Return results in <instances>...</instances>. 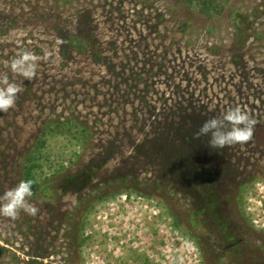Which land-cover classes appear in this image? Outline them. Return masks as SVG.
<instances>
[{
  "label": "rangeland",
  "instance_id": "obj_1",
  "mask_svg": "<svg viewBox=\"0 0 264 264\" xmlns=\"http://www.w3.org/2000/svg\"><path fill=\"white\" fill-rule=\"evenodd\" d=\"M207 3L0 0V74L23 88L0 111V195L31 161L41 184L36 216H0V264H264V0ZM24 50L31 81L8 67ZM235 106L250 142L197 137ZM197 164L222 173L215 199Z\"/></svg>",
  "mask_w": 264,
  "mask_h": 264
},
{
  "label": "clouds",
  "instance_id": "obj_2",
  "mask_svg": "<svg viewBox=\"0 0 264 264\" xmlns=\"http://www.w3.org/2000/svg\"><path fill=\"white\" fill-rule=\"evenodd\" d=\"M41 57L30 50H24L13 58L8 67L11 72L33 80L37 76ZM23 88L10 82L7 73L0 74V111L13 109ZM257 119L240 106L229 108L220 117L211 118L200 127L197 137L208 136L212 149H222L236 144L250 142L254 136ZM33 179L21 180L14 188L0 195V216L16 220L21 212L36 216L39 209L30 203L33 197Z\"/></svg>",
  "mask_w": 264,
  "mask_h": 264
},
{
  "label": "trees",
  "instance_id": "obj_3",
  "mask_svg": "<svg viewBox=\"0 0 264 264\" xmlns=\"http://www.w3.org/2000/svg\"><path fill=\"white\" fill-rule=\"evenodd\" d=\"M207 2H208V0H185V3L188 6H190L192 4H195L197 6H200V5L205 6L208 4ZM58 126L61 127V125H58ZM72 129L74 130V126L68 124V125H64L62 128H60L59 131L61 134H63V133L65 134L67 132L70 133V131ZM76 136H77V138L80 137V135H76ZM184 139H185V142H188L189 144L192 143V140L189 139V137L187 135L184 137ZM45 142H46V139L42 140V144H44ZM35 166H36V163H34L33 161L29 162L25 166V174L27 175V179H33L35 181V183L33 185V192L34 193L41 187L40 182L33 176V173H32L33 168ZM220 174H222V173H220V171L205 169L204 167H202V165L197 164L192 170L188 171L186 176H187V178L189 177L188 179L192 178L193 182H197V183L199 182L200 183L199 188L202 190L205 188V186H207L209 188L210 192L206 193L205 196H208L210 198H214L215 194L219 190V182L223 181V178L220 177ZM199 197L200 196L198 194H196L194 198H195V200L196 199L202 200ZM201 197L203 198L202 193H201Z\"/></svg>",
  "mask_w": 264,
  "mask_h": 264
}]
</instances>
